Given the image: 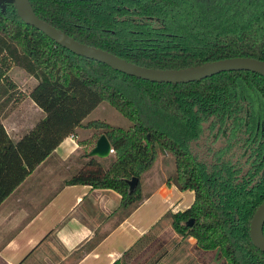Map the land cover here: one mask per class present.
<instances>
[{
    "label": "trees",
    "instance_id": "16d2710c",
    "mask_svg": "<svg viewBox=\"0 0 264 264\" xmlns=\"http://www.w3.org/2000/svg\"><path fill=\"white\" fill-rule=\"evenodd\" d=\"M28 1L76 40L139 65L177 69L234 55L264 60V0ZM13 66L38 82L67 87L72 76L74 83L17 139L0 122V202L64 136L90 127L105 134L112 159L106 164L84 149L85 160L64 183L111 189L128 213L145 195L143 174L168 153L166 179L194 195L169 213L172 230L191 236L197 248L216 249L221 264H264L248 236L250 216L264 199L263 76L225 70L187 82L142 79L60 46L21 21L10 3L0 10V117L27 95L9 75ZM100 102L129 124L83 122ZM131 176L137 183L129 191ZM160 241L149 229L110 264H155Z\"/></svg>",
    "mask_w": 264,
    "mask_h": 264
},
{
    "label": "crops",
    "instance_id": "0c3cea01",
    "mask_svg": "<svg viewBox=\"0 0 264 264\" xmlns=\"http://www.w3.org/2000/svg\"><path fill=\"white\" fill-rule=\"evenodd\" d=\"M26 99L0 117L10 137L28 129L51 105L41 111L37 101ZM96 138L93 128L76 127L3 198L0 264H110L149 229L159 235L157 227L170 212L191 204L193 191L179 189L166 179L170 171L154 163L142 176L144 197L128 213L118 208L119 195L111 189L64 183ZM109 154L112 150L99 158ZM183 239L179 235L176 244ZM90 241L93 245L84 250Z\"/></svg>",
    "mask_w": 264,
    "mask_h": 264
},
{
    "label": "water",
    "instance_id": "95a60500",
    "mask_svg": "<svg viewBox=\"0 0 264 264\" xmlns=\"http://www.w3.org/2000/svg\"><path fill=\"white\" fill-rule=\"evenodd\" d=\"M10 3L14 5L15 12L21 21L41 31L60 46L77 55L94 59L115 70L142 79L156 82H187L225 70H248L264 77V60L246 55L217 58L199 65L177 69H157L139 65L110 51L76 40L37 16L33 12L28 0H0V10H3L5 5ZM111 150L107 137L104 133H100L95 139L94 145L88 150V154L103 157ZM136 183L137 177L135 176H131L127 179L128 190L131 191ZM191 220L192 219H188L185 223L190 224ZM263 222L264 199L254 209L248 222V236L251 244L264 252V236L262 234Z\"/></svg>",
    "mask_w": 264,
    "mask_h": 264
},
{
    "label": "rangeland",
    "instance_id": "374dc122",
    "mask_svg": "<svg viewBox=\"0 0 264 264\" xmlns=\"http://www.w3.org/2000/svg\"><path fill=\"white\" fill-rule=\"evenodd\" d=\"M9 75L23 91L24 95L27 94V99L37 101V106L41 111H44L42 108L44 105L55 103L74 83L72 76L67 87L38 82L18 66H13L9 71ZM27 99L26 101H28ZM44 113L37 115V119L43 116ZM93 118H102L111 124L122 127L129 124V121L125 117L106 102L97 104L83 118V121ZM26 130H22L18 135H11V138L14 140L17 139ZM111 159L112 154H109L104 161L107 164ZM154 164L156 167L161 166L165 173L169 172L172 170V156L167 153L163 154L160 158V155H158ZM169 221L170 219L167 216L165 221L161 222L160 226L157 227V231H159L158 236L161 241L159 244L157 243V249L155 248V251L163 254H161L162 257L155 264H221L222 259L219 256L218 258L215 257V253H217L216 249L203 250L197 248L191 236H184V239L176 244V239L179 238V235H176L172 230L170 224H168Z\"/></svg>",
    "mask_w": 264,
    "mask_h": 264
}]
</instances>
